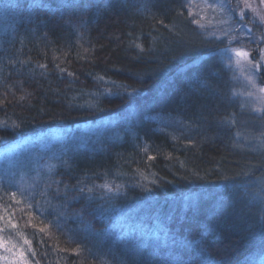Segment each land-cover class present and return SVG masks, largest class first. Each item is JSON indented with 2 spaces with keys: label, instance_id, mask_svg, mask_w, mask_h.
<instances>
[{
  "label": "trees",
  "instance_id": "1",
  "mask_svg": "<svg viewBox=\"0 0 264 264\" xmlns=\"http://www.w3.org/2000/svg\"><path fill=\"white\" fill-rule=\"evenodd\" d=\"M186 1L0 0V237L30 264H264V114Z\"/></svg>",
  "mask_w": 264,
  "mask_h": 264
},
{
  "label": "rangeland",
  "instance_id": "2",
  "mask_svg": "<svg viewBox=\"0 0 264 264\" xmlns=\"http://www.w3.org/2000/svg\"><path fill=\"white\" fill-rule=\"evenodd\" d=\"M221 3L227 6L224 10L220 7ZM208 4H216L217 7L211 8L208 7ZM241 9L245 13L243 19L240 17ZM189 10L193 13V18L204 25L202 29L206 31L207 35L213 36L212 33L219 34L222 30L231 29L230 35L237 37L231 47L248 51L249 59L260 58L255 41L264 35V21L260 19L261 16H264V3L261 0H191ZM224 42L227 44L226 40ZM224 47L225 45L220 48V53L228 65V56L222 54ZM258 47L264 48V43H260ZM237 59L240 61L239 64L236 63ZM246 66L247 61L243 57L237 58L234 54L232 55V63L229 68L235 87L234 94L245 110L258 116L264 114V111L256 110L264 108V92H260V88L264 87V71L258 74L248 73L245 70ZM247 75H253L255 86L246 79ZM240 138L241 140L247 139L251 144H254V149L259 146L264 147V125L250 134L242 133ZM16 148L18 145L6 147L3 153L6 156L11 155L17 150ZM258 184L263 190L261 196L264 197V174L261 175ZM4 263L2 261V264Z\"/></svg>",
  "mask_w": 264,
  "mask_h": 264
},
{
  "label": "snow or ice",
  "instance_id": "3",
  "mask_svg": "<svg viewBox=\"0 0 264 264\" xmlns=\"http://www.w3.org/2000/svg\"><path fill=\"white\" fill-rule=\"evenodd\" d=\"M262 3H264V0H261ZM191 7V0H187L186 3L181 5V11L178 12V15H183L184 9H190ZM208 7L215 8L217 7L216 4H208ZM221 9L224 10L227 6L223 3L220 5ZM253 11H256L253 9ZM189 17L193 16V13L189 10L188 12ZM245 13L243 9L240 11V17L243 19ZM260 19L264 21V16H261ZM163 23V21H161ZM190 23L196 24L199 27L203 28L204 25L200 24V21L197 19H191ZM227 23V21H225ZM231 29L222 30L219 34L212 33V35L215 37L216 41L220 43H224V41H227V44H225V47L222 50V54H225L228 56V66H231L232 63V55L234 54L237 58L243 57L247 61L246 71L248 73L252 74H258L261 71H264V48H259L260 43H264V35H261L255 43L257 44V49L260 53L259 59H249V52L245 51L243 49H235L232 48L231 45L234 41L237 40V37L234 35H230ZM237 64L240 63L239 59L236 61ZM71 75V74H70ZM246 79L255 86V82L253 79V75H247ZM127 91V90H126ZM260 92H264V87L260 88ZM131 94V93H129ZM251 95V93H250ZM257 111H264V108L256 109ZM230 123H234V121H229ZM151 159V157H150ZM103 187H108V185H103ZM111 190V189H110ZM90 191V190H89ZM81 192H83V189H81ZM13 197H15V193L12 194ZM31 207V205H30ZM2 219V218H0ZM9 225L11 228H15L16 225L11 222V219L9 218ZM21 239H23V244L29 246V251L31 250V242L23 237L22 233H18ZM0 248L4 249L5 255H0V261H4L5 264H30V261L27 259V256L25 254V250L23 248V245H18L16 243H11L9 241H5L2 237H0ZM35 255V253H32ZM38 264V262H37ZM174 264H181V261L178 259L174 262Z\"/></svg>",
  "mask_w": 264,
  "mask_h": 264
}]
</instances>
